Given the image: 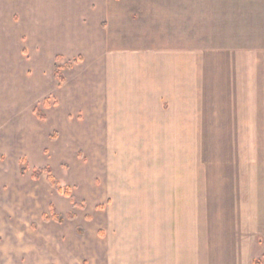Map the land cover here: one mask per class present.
<instances>
[{
    "label": "crops",
    "instance_id": "obj_1",
    "mask_svg": "<svg viewBox=\"0 0 264 264\" xmlns=\"http://www.w3.org/2000/svg\"><path fill=\"white\" fill-rule=\"evenodd\" d=\"M21 25L30 27L36 46L65 40L69 47L48 68L46 88L24 104L54 91L56 58H79L54 91L77 140L67 180L88 198L81 210L74 195L65 264H125L119 251L132 247L130 264H264V0H0V73L7 72L12 32L28 35L15 28ZM188 40L195 135L201 142L209 137V179L198 159V180L183 185L188 192L180 183L178 192H155L151 181L145 242L133 221L135 238L120 241L118 138L171 135L165 105ZM5 90L3 77L0 103L9 105ZM10 127V112L0 107L3 149L11 144ZM111 198L114 208L90 207Z\"/></svg>",
    "mask_w": 264,
    "mask_h": 264
},
{
    "label": "rangeland",
    "instance_id": "obj_2",
    "mask_svg": "<svg viewBox=\"0 0 264 264\" xmlns=\"http://www.w3.org/2000/svg\"><path fill=\"white\" fill-rule=\"evenodd\" d=\"M33 27L36 30L38 26ZM15 28L26 29L28 33L27 29L30 27L21 25ZM5 33L9 32L5 30ZM34 35L32 32V36ZM187 35H191L188 29ZM30 38L29 33L15 38L12 32L9 55L5 57L7 72L0 73V82L4 77L6 87L9 89L5 90V96L9 94L10 98L9 105L0 103V107L10 112L11 123L10 147L5 149L0 147V264H65L68 256V235L73 230L67 218L75 200L74 195L80 194L76 202L80 204L81 210L88 198L82 187L78 188L79 186L75 185L77 188H73L72 182L67 180L68 163L73 154L70 146L77 140L72 139L70 134L72 125L68 127L70 120L60 113L62 106L56 102V88L62 83L56 81L55 92H45L31 103H24L31 100L39 90L46 88L48 68L52 66L56 54L65 52L64 49L67 50L69 47L66 46L65 40L54 42L41 40L42 45L37 42L36 46ZM179 44L182 45V42L179 41ZM184 51L186 56L180 64L179 73L175 74L172 70V76L178 77L179 80L172 78L171 103L165 105L166 111L169 110L165 117L169 115L170 118V122L165 121V127L167 126L166 129L171 135L163 137L128 135L118 138V164L122 163V167L118 168L120 241L127 242L135 238L134 225L130 223L133 221L137 229V238H142L145 242L146 194L151 181H155L154 191L160 193L178 192L180 186L185 191L183 185L186 183L187 188L189 186L192 188L193 180H198V159L203 164V180L209 179V137L202 138L201 142L195 135L193 42L188 40ZM56 61L57 65L62 66V74L63 70L76 66L79 58L63 60L58 58ZM175 65H178L176 60L172 61V68ZM35 108L45 116L43 121L35 114ZM130 123V120L124 119L122 128H129ZM151 163L153 168H150ZM46 167L51 169L53 177L59 183V192L47 184L45 175H41L37 180L32 179L35 170ZM20 169L25 173L21 174ZM169 180H172L171 183ZM108 181L112 183L113 189L114 180ZM94 182L95 188L104 187L100 185L102 180ZM188 191L186 189L185 192ZM111 199L110 205L105 199L95 200L90 207L114 208L113 198ZM82 214H85V211H82ZM54 216L63 219L62 223L54 222L52 219ZM46 218L48 221H45ZM120 221L124 224L122 225ZM121 232L123 236H119ZM133 248L120 249L119 252L125 253L122 254L125 264H130V253Z\"/></svg>",
    "mask_w": 264,
    "mask_h": 264
},
{
    "label": "trees",
    "instance_id": "obj_3",
    "mask_svg": "<svg viewBox=\"0 0 264 264\" xmlns=\"http://www.w3.org/2000/svg\"><path fill=\"white\" fill-rule=\"evenodd\" d=\"M56 59H58V58H56ZM61 68H62V66H59L57 64L54 66V78L59 84L63 83V81H64L63 76L61 74ZM34 112L39 117V119H41V120L45 119V116L40 112V110L38 108H35ZM51 139L53 140L54 137H52ZM20 173L24 174L25 171L23 169H20ZM41 175H45L47 184L51 188H53L54 190L59 192V189H60L59 183L53 177L52 171H51V169L49 167L35 170L31 177H32L33 180H37ZM66 194H67L66 196L68 197L69 193L67 192ZM52 219L56 223H62V221H63V219H61L58 216H54ZM67 219L68 220H72L73 217L71 215H69ZM45 221H48V219L46 218ZM255 264H260V263L256 262Z\"/></svg>",
    "mask_w": 264,
    "mask_h": 264
}]
</instances>
